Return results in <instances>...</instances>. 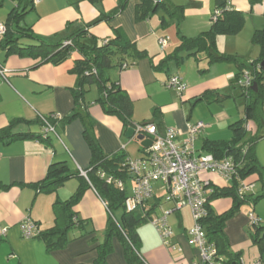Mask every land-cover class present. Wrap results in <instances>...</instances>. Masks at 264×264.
<instances>
[{
  "label": "crops",
  "instance_id": "0c3cea01",
  "mask_svg": "<svg viewBox=\"0 0 264 264\" xmlns=\"http://www.w3.org/2000/svg\"><path fill=\"white\" fill-rule=\"evenodd\" d=\"M119 1L41 0L25 15L23 26L29 27L35 36L54 42L63 41L85 28L90 37L102 43L113 39V30H121L139 50L147 54V58L132 63L126 69L116 68L108 73L110 81L122 89L133 103L132 122L154 124L161 134L167 128H175L181 138L186 135L190 125L203 122L205 127L194 145L197 153L203 152L206 140L219 143L230 141L232 135L229 126L243 119L245 106L249 102L245 100L242 103V92L232 82L239 71L237 65L219 62L207 67L206 60L200 54V61H196L192 56L181 53L177 55L179 59L182 58L180 63L174 56L180 36L193 38L209 30L218 0H163L170 9H182L180 20H169L160 9L155 13L150 12L147 18L139 22L135 21V10L144 0H127L123 10L111 20H100L93 24L112 13ZM228 3L230 10L244 15L245 24L235 36L216 37L219 52L235 55L242 62L255 60L259 52L251 44V37L255 31L264 28V0H228ZM13 6L9 0H0V24L5 23ZM162 17L167 20L165 25L161 23ZM161 37L169 38L163 50L157 43ZM75 59L77 55L74 53L67 63L34 67L35 61L6 56L0 46V68L6 70L5 78L0 76V130L19 120L20 123L11 130L12 134L31 133L38 136L42 129L38 123L40 116L56 115L60 119L55 123L57 137H49V143L36 139L10 143L0 141V264H92L97 257L96 247L102 242L109 216L100 198L90 188L73 208L78 220L84 221V230H71L68 233L70 242L64 249L48 252L43 242L37 238L24 239L21 233V225L26 219L36 225L38 232L51 228L55 218L54 202L67 201L79 186V180L71 178L53 193L35 192L31 185L44 178L47 167L64 162L74 173L78 168H87L90 163V152L82 137V120L76 118L68 124L63 122L75 108L72 89L77 77L70 71ZM173 75L182 78L187 85L181 98L173 90L165 88L166 81ZM84 91L83 109L93 120L91 132L103 153L112 154L124 147V152L130 158L126 140L134 139L126 138L123 125L116 116L104 113L97 106L99 93L95 85L84 86ZM216 93L224 98L216 100ZM238 95L242 99L237 98ZM228 100L234 106L225 114L218 113L217 107ZM241 106H244L243 109ZM256 111L263 122L262 132L264 92ZM245 128L247 136L249 132L252 134L257 130L252 120L245 124ZM254 158L264 171V139L255 144ZM204 179L219 188L227 186L221 178V184L213 183L215 181L209 177ZM246 181L252 183L256 190V193L253 189V193L248 195H251L247 203L251 207L250 213L259 220V226H264V206L261 209L264 198L256 203L251 201L263 193L260 177L251 175ZM228 200L225 204L227 209L216 214L230 209L232 201ZM182 210L185 209L174 212L180 213ZM189 217L191 220L190 213ZM236 217L224 228L229 250L239 254L240 264H257L260 256L251 242L253 230L244 218L242 222ZM190 220L178 215L177 220L169 224L173 232L170 242L180 246L179 253L170 252L161 243L148 221L140 224L137 234L139 255L143 262L196 263L199 260L198 252L188 243L186 235L192 226ZM233 239L240 240V243H232ZM112 247L106 264H126L122 245L117 238L112 239Z\"/></svg>",
  "mask_w": 264,
  "mask_h": 264
},
{
  "label": "trees",
  "instance_id": "16d2710c",
  "mask_svg": "<svg viewBox=\"0 0 264 264\" xmlns=\"http://www.w3.org/2000/svg\"><path fill=\"white\" fill-rule=\"evenodd\" d=\"M9 1L14 6L6 17L3 24L5 32L0 38V46L5 51L6 56L14 55L19 58L33 60L35 61L34 67H38L44 64L57 66L64 63L72 54L75 53L77 55V59H75L74 65L70 70L77 77L75 88L72 89L75 108L70 116L63 119V122L68 124L76 118L82 120V137L90 152V163L87 168L83 169L86 173V178L82 177L79 171L71 172L66 163L60 162L50 164L47 167L44 178L31 185L35 192L49 194L71 178L79 180L77 190L67 201L54 202V225L41 232L37 230V233L32 238H37L43 242L48 252L64 249L70 242L68 233L71 230H84V221L78 220L73 208L79 203L84 192L90 188L97 194L101 202H106L105 209L109 216L102 242L96 247L97 257L92 264H106V258L113 250V238H117L121 243L126 264H145L139 255L137 229L140 224L148 221L153 210L145 216L142 215V217L136 216L135 212L127 213L124 210L126 191L118 189L113 183L110 185L105 184L104 179L100 178V174H104L113 180L126 182L129 176L124 170V163L128 156L123 150L112 154L103 153L91 132L93 120L83 109V98L85 93L84 86L95 85L99 93L97 103H99L104 113L116 116L121 121L123 130L126 133L134 124H137L131 120L133 103L122 89L110 81L108 73L111 69L118 68L122 70L123 66L127 68L132 63L147 58L146 52L139 50L135 43L131 42L118 29L113 30V39L102 43H98L90 37L87 33L88 30L85 28L68 36L63 41L54 42L41 39L35 36L29 27L21 25L25 15L33 9L32 0ZM88 1L96 3L101 0ZM126 2L127 0H120L112 13L104 15L102 19L95 21L93 24L100 20H111L123 10ZM160 9L166 13L169 20H180L182 18V9L180 7L170 9L163 0H144L136 7L135 21H142L149 16L150 12L155 13ZM216 10H219L220 13L214 19H211V26L208 31L193 38L179 37L180 44L175 50L174 56L180 63L182 58L179 59L177 55L181 53H186L187 57L192 56L196 61H200L198 57L200 54L206 60L207 67L219 62L233 63L237 65L239 70L232 80L235 87L244 70L249 72L252 78V85L256 84L257 91L255 93L251 89L244 91L237 86L241 90L242 96L249 102L245 106L243 119L229 126L232 135L231 140L220 143L206 140L203 145V152L213 155L218 160L224 157H232L239 166L241 180L246 181V178L251 175L260 177L263 193L251 200L252 203H256L264 198V171L254 158L255 144L260 139H264V131H260L263 127V122L256 111V105L262 99L264 92V71L260 68L261 62L264 61V28L255 31L251 37V44L259 52L257 59L248 62L239 61L235 55H225L217 51L216 37L237 35L245 24V17L239 11L227 9L225 0H218ZM161 23L165 25L167 20L162 17ZM65 41H69L71 44L63 46ZM203 98H200L199 101ZM222 98L224 97L216 93V100ZM45 118L48 117L45 116ZM58 120L50 121V123L55 127V123ZM249 120L255 122L257 130L255 135L246 141L245 124ZM19 123V120L12 121L6 128L0 130V141H8L10 143L18 140L36 139L49 143V137H44L42 134L38 136L31 133L12 134L11 130ZM38 123L42 128L43 123L40 118H38ZM208 189L207 215L203 218L201 225L205 231L207 242L213 245L216 252L215 264H240L239 254L232 253L229 250L224 228L226 222L237 214L240 206L248 203L251 195L240 198L235 182L223 188L211 185ZM221 198L231 199L232 205L225 213L216 214L210 204L212 201ZM118 212L120 216L115 219L114 215ZM259 223L252 226V242L259 252V264H264V226H259ZM1 242L2 240H0Z\"/></svg>",
  "mask_w": 264,
  "mask_h": 264
},
{
  "label": "built area",
  "instance_id": "2783aa9c",
  "mask_svg": "<svg viewBox=\"0 0 264 264\" xmlns=\"http://www.w3.org/2000/svg\"><path fill=\"white\" fill-rule=\"evenodd\" d=\"M41 0H32V4H39ZM228 8V0H225ZM220 13L215 10L212 18L214 19ZM5 28L0 24V38L3 36ZM169 41L168 37H161L157 43L163 50ZM71 43L65 41L63 46H69ZM126 69L125 66L122 70ZM6 70L0 68V76L5 78ZM237 86L244 91L252 87V78L248 71L244 70L236 82ZM165 88L173 90L181 98L187 89L186 83L177 75L170 76L165 83ZM48 118L40 116L43 123L41 134L44 137H57L55 127L50 121L58 120L56 115H49ZM205 125L203 122H197L188 127L186 135L181 138L180 133L175 128H167L163 134L158 132L157 127L151 123L134 124L133 138L142 135L145 139L151 141L148 148H142L140 156L135 159L127 158L124 163V170L129 178L126 182L113 180L111 177L100 174L105 184H114L118 189L126 191L124 201V210L127 213L141 211L145 216L151 210L158 207V203L164 201L169 203L172 208L156 217H149L148 222L156 230L161 243L170 251L179 253L181 248L177 244L170 242L173 232L168 225L167 218L172 212L183 208L190 210L193 226L186 231L188 243L194 247L199 256V260L194 264H215V255L213 245L209 244L206 234L202 228L201 222L207 215L206 205L209 194L208 187L211 182L203 179L202 173H215L227 185L235 182L237 184V193L240 198L253 193L254 185L241 180L239 175V166L232 157L216 159L213 155L195 150V141L202 133ZM124 151V147L122 149ZM79 174L86 178V173L78 168ZM130 182L131 187L127 189L126 183ZM159 196V198H157ZM152 199H156L157 204L150 207ZM106 208V202H102ZM251 226L257 225L259 220L252 214H249ZM21 233L24 239H30L37 233L36 225L29 219H26L21 225ZM259 264V263H257Z\"/></svg>",
  "mask_w": 264,
  "mask_h": 264
},
{
  "label": "rangeland",
  "instance_id": "374dc122",
  "mask_svg": "<svg viewBox=\"0 0 264 264\" xmlns=\"http://www.w3.org/2000/svg\"><path fill=\"white\" fill-rule=\"evenodd\" d=\"M23 24H25L24 22L21 24L22 26H23ZM56 41H59V40H56ZM55 41V42H56ZM216 48H217V51L219 52L220 50H219V48L217 47V45H216ZM221 52V51H220ZM219 52V53H220ZM258 57V56H257ZM257 59V58H256ZM67 62H69V59H67L66 60ZM65 61V62H66ZM66 62V63H67ZM73 63V62H72ZM111 70H113V69H111ZM237 90H239V89H237ZM239 96V95H238ZM237 98H239V99H242V97H237ZM246 100V98L244 97V99H242L241 101H242V103L244 102ZM239 105V104H238ZM243 105V104H242ZM97 106H99L100 107V105H99V103H97ZM218 106V105H217ZM231 106H234V103L232 102V101H230V100H228V101H226V102H224L223 104H221V107L220 106H218L217 108V112L218 113H221V114H225V113H227L228 112V110L230 109V107ZM240 107V106H239ZM243 107L244 106H241V108L243 109ZM252 131V130H251ZM255 133L256 132H252V134H251V132H249V134H248V136H246V141L247 140H249V139H251V137H253L254 135H255ZM126 140V139H125ZM245 141V140H244ZM126 142L129 144L128 145V149H127V152H128V155L130 156V159H133V158H135V157H139L140 156V152H141V146H140V144L138 143V142H135V141H132V140H126ZM138 149H139V151H138ZM202 176L201 177H203V179L204 178H211L213 181H215V182H213V183H215V184H221L222 183V181H221V179H220V177H218V175H216L215 173H202L201 174ZM205 180H207V179H205ZM211 180V181H212ZM209 181V180H208ZM227 186H229V185H227ZM126 187H127V189H130V187H131V183L130 182H127L126 183ZM254 193H256V190L254 189ZM82 198H83V196H82ZM81 198V199H82ZM157 198H159V196L157 197ZM229 198H221V199H217V200H214V201H212L211 202V207H212V209L214 210V212H216V213H221V212H224L225 211V209H227V208H225L226 207V205L225 204H227L228 202H229V200H228ZM81 201V200H80ZM79 201V202H80ZM156 202V199H152V201L150 202V207H152L153 205H154V203ZM262 205H261V209H263V206H264V202L263 203H261ZM158 205V207H156L155 208V210L154 211H151V213H150V216L151 217H156V216H158V215H160L161 213H162V211L164 212V211H166V210H169L170 208H172V205L171 204H169V203H164V201H162L161 203H158L157 204ZM183 209H185V210H182L180 213H178V212H174L173 214H171L169 217H168V219H167V222H168V225L169 224H171L173 221H175V220H177V218H178V215H183V216H185L188 220H190V217H189V213H190V210L188 209V208H183ZM189 212V213H188ZM251 212V207L249 206V204H247V203H244V204H242L241 206H240V208H239V210H238V212H237V214L233 217L234 219H235V217L236 218H240V219H237V220H240V221H242V222H244V220H243V218L245 219V221H247V224L250 226V228H252V230H253V227L251 226V221H250V219H249V214L248 213H250ZM177 213V214H176ZM176 214V215H175ZM135 215L136 216H140V217H142V212L139 210V211H136L135 212ZM242 215V216H241ZM119 216H120V213L118 212V213H115V215H114V218L115 219H118L119 218ZM190 216H191V214H190ZM233 218H231V219H229L226 223H228L230 220H232ZM192 221V218H191V220H190V222ZM192 224H193V221H192ZM170 226V225H169ZM193 226V225H192ZM191 226V227H192ZM190 227V228H191ZM189 228V229H190ZM231 231V230H230ZM251 239V238H250ZM252 240V239H251ZM237 242V243H236ZM252 242V241H251ZM232 243H236L237 245L240 243V240H232Z\"/></svg>",
  "mask_w": 264,
  "mask_h": 264
},
{
  "label": "water",
  "instance_id": "95a60500",
  "mask_svg": "<svg viewBox=\"0 0 264 264\" xmlns=\"http://www.w3.org/2000/svg\"><path fill=\"white\" fill-rule=\"evenodd\" d=\"M261 70L264 71V61L260 64ZM252 92H256V84H253L251 87ZM125 136L127 139H134L135 142H138L141 146V148H148L151 145V141L149 139H145L142 135H138L135 138H133V130L128 129L125 133Z\"/></svg>",
  "mask_w": 264,
  "mask_h": 264
}]
</instances>
